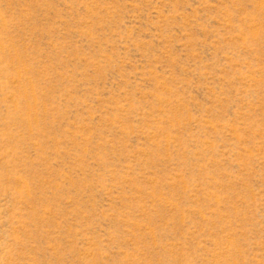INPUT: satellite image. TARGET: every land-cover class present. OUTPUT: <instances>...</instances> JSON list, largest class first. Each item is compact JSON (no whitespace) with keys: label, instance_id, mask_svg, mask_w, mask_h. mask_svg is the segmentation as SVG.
I'll return each instance as SVG.
<instances>
[{"label":"rangeland","instance_id":"374dc122","mask_svg":"<svg viewBox=\"0 0 264 264\" xmlns=\"http://www.w3.org/2000/svg\"><path fill=\"white\" fill-rule=\"evenodd\" d=\"M0 264H264V0H0Z\"/></svg>","mask_w":264,"mask_h":264}]
</instances>
